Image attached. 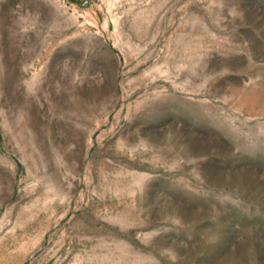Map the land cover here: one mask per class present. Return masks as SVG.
I'll return each instance as SVG.
<instances>
[{
  "label": "rangeland",
  "instance_id": "374dc122",
  "mask_svg": "<svg viewBox=\"0 0 264 264\" xmlns=\"http://www.w3.org/2000/svg\"><path fill=\"white\" fill-rule=\"evenodd\" d=\"M0 264H264V0H0Z\"/></svg>",
  "mask_w": 264,
  "mask_h": 264
}]
</instances>
